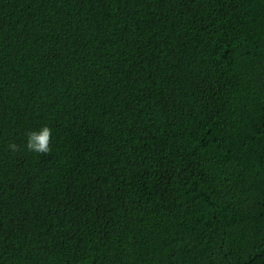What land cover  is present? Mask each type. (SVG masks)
<instances>
[{"label": "trees", "instance_id": "trees-1", "mask_svg": "<svg viewBox=\"0 0 264 264\" xmlns=\"http://www.w3.org/2000/svg\"><path fill=\"white\" fill-rule=\"evenodd\" d=\"M0 264H264V0H0Z\"/></svg>", "mask_w": 264, "mask_h": 264}, {"label": "clouds", "instance_id": "clouds-1", "mask_svg": "<svg viewBox=\"0 0 264 264\" xmlns=\"http://www.w3.org/2000/svg\"><path fill=\"white\" fill-rule=\"evenodd\" d=\"M52 135V129L48 125H43L38 131H28L26 134V150L41 155L49 154L52 151ZM7 147L13 153L21 150L15 142L9 143Z\"/></svg>", "mask_w": 264, "mask_h": 264}]
</instances>
